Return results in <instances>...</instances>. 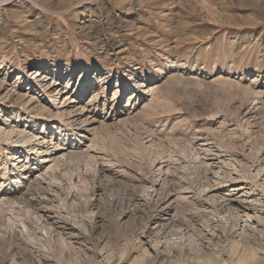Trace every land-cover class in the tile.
Listing matches in <instances>:
<instances>
[{
	"label": "rangeland",
	"instance_id": "obj_1",
	"mask_svg": "<svg viewBox=\"0 0 264 264\" xmlns=\"http://www.w3.org/2000/svg\"><path fill=\"white\" fill-rule=\"evenodd\" d=\"M1 62L0 264H264V0H0Z\"/></svg>",
	"mask_w": 264,
	"mask_h": 264
},
{
	"label": "bare ground",
	"instance_id": "obj_2",
	"mask_svg": "<svg viewBox=\"0 0 264 264\" xmlns=\"http://www.w3.org/2000/svg\"><path fill=\"white\" fill-rule=\"evenodd\" d=\"M4 62V61H3ZM0 64H2V62L0 63ZM71 68V67H70ZM57 72H55L54 74H53V76L52 77H50V75L52 74V72H45L44 73V71H42V72H40V71H38V72H34V74H37L38 75V77H41V76H43L44 78H42V79H46L47 77L49 78L50 77V80L51 79H53V81H54V79H55V77H54V75L55 76H57V74H56ZM73 75H75V70H72V68H71V70H69V71H67V74L64 76V78H70L69 79V81L67 82V84H66V86L65 87H63V89H62V91L64 90V88H67V87H69V85H70V83H71V81H72V79H73ZM87 75V70H85L81 75H80V78H79V85L81 84L80 83V81H81V79L83 78V77H85ZM111 75H109V76H107V73H103L102 75H101V79H107V78H109ZM36 79V78H35ZM86 79H87V81H88V83L90 82V80H91V77L90 76H88L87 75V77H86ZM48 80L46 79L45 80V85H48V86H50V82L48 81ZM52 81V82H53ZM43 83V82H42ZM117 83L118 84H123V79L122 78H117ZM52 84V83H51ZM143 84V83H142ZM135 85H140V82L139 81H135ZM142 86V85H141ZM119 90V89H118ZM152 92H154V90L155 89H150ZM251 91V90H250ZM18 95V93H16V94H14V97H16ZM132 98V97H131ZM131 98L129 99V101H131ZM18 99H23V96H21V95H18ZM31 101V100H30ZM29 102V101H28ZM42 108H43V106H42ZM51 111V110H50ZM50 111H48V112H50ZM53 113V112H52ZM15 114H16V116H18V110L15 112ZM54 114V113H53ZM15 116V117H16ZM87 121L88 120H84V121H82V123H86L85 125L87 126L86 127V130L87 131H89V132H94L95 133V131H96V129H98V128H96V127H89V125H92V123L91 124H87ZM11 131H12V129H11ZM15 131V130H14ZM39 133H41L42 135H40V137H38L39 139H41L42 141V143H46V141H47V139H48V135H47V132H46V134H44L45 132L44 131H42V132H39ZM90 133V134H91ZM4 134V133H3ZM8 136H10V135H8ZM34 136H37L36 135V133H33L31 136H28L29 137V139L28 140H34ZM39 136V135H38ZM53 136V135H52ZM24 138V137H23ZM33 138V139H32ZM53 140H54V138L52 139V143H53ZM23 141V140H22ZM39 143V142H38ZM91 145V144H90ZM89 145V146H90ZM54 150H55V152H53L52 153V155L51 154H49V165L48 166H46L47 168H46V170H53V169H55V168H58L57 166H58V163L60 164V162L61 161H63V159H65L66 157H68V155H71L70 154V152L72 153V151H70V152H66V149L67 148H64L63 146H61V145H59V144H54ZM72 148V147H71ZM70 148V149H71ZM42 148H40V150H41ZM88 149H90V147L88 148ZM63 150H65V151H63ZM50 150L48 149V148H45L44 149V151H42V152H44V153H48ZM75 151V150H74ZM73 151V152H74ZM201 152V151H200ZM205 152V151H204ZM212 152V151H211ZM198 154V153H197ZM48 155V154H47ZM220 155V154H219ZM90 157V156H89ZM25 158L26 159H28L29 158V154H27L26 156H25ZM46 160H47V158H45ZM203 161V160H202ZM29 163V161H27V162H25L23 165H25V167H29L27 164ZM209 164V163H208ZM22 165V166H23ZM210 165V164H209ZM213 165V164H212ZM216 165V164H215ZM234 165V164H233ZM43 164L42 163H39V164H37V165H35V167H34V170H33V176H34V173H36V172H39L38 173V175H40V172L43 170ZM45 166V165H44ZM207 167V166H206ZM234 167V166H233ZM236 169V168H235ZM244 169V168H243ZM56 170V169H55ZM206 170V169H205ZM258 171V170H257ZM44 172V171H43ZM53 172H54V170H53ZM213 172V171H212ZM42 173V172H41ZM47 173V172H46ZM43 174H45V173H43ZM48 174V173H47ZM19 177V176H18ZM29 177H31V174H30V176ZM35 177V176H34ZM39 178V177H38ZM237 179V178H236ZM236 179H234V180H231V181H235ZM17 181V180H16ZM207 186V185H206ZM231 186H233V187H235L234 188V190H236V189H239L240 188V184H231ZM214 188V187H213ZM206 189V188H205ZM155 192V191H154ZM251 192V191H250ZM184 193V192H183ZM245 194V193H244ZM155 195V194H154ZM11 197V196H10ZM186 197V196H185ZM184 197V198H185ZM216 198H217V196H215ZM222 197V196H221ZM250 198H251V200H250V202H249V208H244L243 209V215L241 216L239 213V211H237L236 210V208L235 207H232V201H231V199H227V198H224V202H222V203H224L223 205H222V207L221 208H225V211H226V213H227V215H229L231 218L232 217H235L236 218V220H237V222H238V224H239V219H242V222H240V223H242V225L238 228L240 231V234L239 235H241V236H243L242 238H249V237H251V236H259L260 238L261 237H264V218L262 217V213L260 212L259 213V210H257V208L260 206L259 204H261L263 201H261V200H259V199H257V198H254V196H252V195H250L249 196ZM249 197H247L248 199H249ZM8 198H9V196H8ZM4 199V198H3ZM152 199V198H151ZM187 199V198H186ZM219 199H221V198H219ZM223 199V198H222ZM0 200H2V198L0 199ZM188 200V199H187ZM191 200V199H190ZM216 200V199H215ZM6 201V200H5ZM255 201H257V203L259 202V204H255ZM11 202V201H10ZM189 202H192V200L191 201H189ZM189 202H187V203H189ZM1 203V202H0ZM194 203V202H193ZM192 203V204H193ZM218 203V202H217ZM2 204H3V202H2ZM189 205V204H188ZM167 206V205H166ZM194 206V205H193ZM212 207V206H211ZM155 208V207H154ZM199 208V207H198ZM240 209V208H239ZM259 209H260V207H259ZM197 210V209H196ZM249 210H252V215H249L248 213H249ZM195 212V211H194ZM197 213V212H196ZM204 213V212H203ZM206 214V213H205ZM211 214V213H210ZM216 213H214V215H215ZM218 214H220V213H218ZM202 216V215H201ZM209 216V215H208ZM223 217V216H222ZM225 217V216H224ZM223 217V218H224ZM202 218V217H201ZM210 218V217H209ZM212 218V217H211ZM253 219V218H255L257 221V224H254V222H252V220H250V219ZM205 219V218H204ZM228 219H229V217H228ZM227 219V222L230 220H228ZM168 221L170 220L169 218L167 219ZM213 220H214V218H213ZM198 222V221H197ZM48 223V222H47ZM211 223V222H210ZM209 223V224H210ZM220 223V222H219ZM200 224V223H199ZM223 223H220V225H222ZM164 225V224H163ZM201 225V224H200ZM62 226V225H61ZM157 226V225H156ZM237 226V225H236ZM211 228V227H210ZM225 225H224V230H225ZM235 228V227H234ZM73 231V230H72ZM188 232H189V229L187 230ZM210 231H214L213 229L212 230H210ZM78 232V231H77ZM73 233H75V231L73 232ZM72 233L70 232V235H71ZM69 235V234H68ZM74 235V234H73ZM79 236V235H78ZM76 237V236H75ZM84 238V237H83ZM86 241H87V238H84ZM83 243V242H82ZM87 244V243H86ZM81 245V244H80ZM86 246V245H85ZM80 249H81V247H80ZM88 249V248H87ZM85 252H87V251H85ZM55 253V252H54ZM84 253V252H83ZM85 255V254H84ZM58 257V256H57ZM86 258V257H85ZM87 263H89V264H91V263H95L96 264V262L91 258V257H89V260H87L86 261Z\"/></svg>",
	"mask_w": 264,
	"mask_h": 264
}]
</instances>
